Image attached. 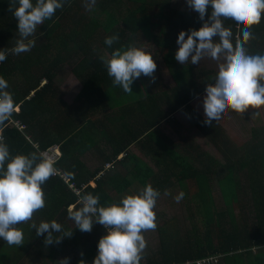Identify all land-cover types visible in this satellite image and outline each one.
<instances>
[{
	"label": "trees",
	"instance_id": "trees-1",
	"mask_svg": "<svg viewBox=\"0 0 264 264\" xmlns=\"http://www.w3.org/2000/svg\"><path fill=\"white\" fill-rule=\"evenodd\" d=\"M117 1L95 0V5L90 8L88 5L91 0H68L62 9L56 10L55 15L50 20H46L38 26L36 43L31 51L20 55L9 53L7 59L0 62V76L8 81V90L13 94L15 104H19V112L13 113L12 117L25 124L23 131L13 127L9 121L0 126V135H3L10 154L12 156L27 155L36 151L37 148L39 151H45L59 141L61 157L56 161L55 168L69 179L68 182H64L58 176H51L42 185L45 207L34 213L31 221L19 224L17 227L32 237L36 236V229L31 228L33 222L38 225L41 221L51 222L57 217L58 223L61 224L64 220L69 219L68 208L73 206L72 209L75 210L81 207L79 197L68 188L69 183H73L76 188L86 185L80 193L99 194L100 205L107 206L117 203L115 200L119 201V199H115V197L130 189L134 182L145 187L147 181L151 180V185L156 189L161 183L162 186L170 184L168 181L171 178L178 185L190 180L197 185L196 196L203 200L212 197L209 184L215 181L223 198L249 193L251 207L257 209V219L247 223L244 221L246 218L241 213L244 222L239 224L228 210L229 206H226L222 212L216 211L215 215L216 218L221 215L222 218L226 219V223L216 222L215 231L208 227L205 233L206 238H203L204 241L212 244L213 235L216 233L218 242L215 243V247L207 246L195 254H171L170 259L167 258V251L166 254H162L164 257L161 259L164 260L161 263L178 264L219 254L224 255L222 261L225 264H264L263 131L256 130L253 141L247 145L244 152H241L217 121H213L211 125L206 124L204 122L205 117L191 106V101L205 90L207 84L214 82L218 66L213 69H207L203 66L193 68L185 65L183 67L181 64L176 65V59L171 57L172 59L167 62V67L174 86L169 89L168 94H166L168 90H165V84L157 71L154 73L158 75L155 77V82H152L150 77L141 75L131 85V94H120L118 91L120 87L113 86L112 78L108 76L107 69L99 57L106 54L110 55L115 48L132 44V33L141 28H143L146 38L149 39L152 26L155 27L156 25L151 14L155 8L154 5L169 7L171 1L131 0L134 5L131 8H126L125 12H121L124 5H114ZM9 3L10 0H0V49L13 47L18 33V20L9 11ZM86 9H88L87 12ZM193 13L196 16L199 15L195 10ZM210 14L211 10L209 9L205 17L210 16ZM102 16L108 19L104 23L100 19ZM65 19L69 24L67 30L62 31L59 27H64L61 22ZM178 22L181 23L182 21L178 20ZM100 23H103L102 26ZM224 25L231 29L233 36L236 34V37L242 38L241 26L236 22L227 19L224 20ZM41 32L43 35L40 34ZM117 33L119 41L111 47L107 46L104 43L105 38ZM153 39L156 40V43L157 40H160L158 36L153 37ZM235 41L233 38L234 45ZM250 43H254V41ZM157 45L160 46L161 43ZM248 50L257 52V46L251 45ZM74 57L79 58L72 72L82 80V89L72 105H65L63 101L62 104L56 103L53 100L54 94H58V91L54 89L55 71L62 62L69 59L73 60ZM91 67H93V72L87 76L83 75ZM38 69L47 81L42 87H39L41 77L29 76L31 75L29 71L35 72ZM155 90H159L161 95L154 92ZM31 91H33L32 95H30ZM144 100L147 102L145 103ZM158 100L166 104V107L169 106L168 113L180 108L191 120L197 130L220 154L223 165L218 167L219 169L211 167L214 159L198 145H191L190 143L188 148L194 150V154L188 159L192 162H199L202 166L199 170L195 169L177 152L178 142L171 141L170 137L166 136L158 126L159 120L168 115L165 113L166 110L164 111L160 107L161 104H154V101L159 102ZM97 104H112V106L109 105L111 109L115 108L113 106L116 104H127L128 107L121 109L122 114L119 112L120 116L115 117L111 114L107 116L102 109L96 110ZM132 104L137 106L140 104V111L143 116H146L149 109L152 108L144 104L157 105L155 112L154 108L151 109L153 116L156 117L157 126L156 122L141 123L136 128L135 123H133L135 116ZM37 114L44 118L42 120L45 130L41 129L39 133L34 132V128L37 129L34 120ZM125 115L128 116L125 118ZM94 117H105L106 119L104 121L99 119L101 120L99 122L96 119L93 120ZM70 118H75L74 123L77 124H70L68 122ZM31 121H35V124L31 125ZM83 122L86 123L83 124ZM51 123L54 130L52 131L53 137L50 138L52 133L48 134L46 126L51 125ZM149 126L152 127L151 131L148 128L147 131L143 129ZM26 135L29 139L26 138ZM84 136H87L88 142L75 143L76 138ZM137 139H140L143 147L147 143L149 148H152V152L154 151L158 155L156 160L154 159V166L158 168V171L143 164L130 152L129 147L135 141L137 142ZM102 142L109 145L108 151L100 148ZM68 149H71L70 153H68ZM90 149L99 154L97 158L101 162L92 171L88 170L78 159L82 152ZM146 151L148 152V150ZM67 154L70 155L69 158L66 157ZM107 164L112 166L107 168ZM67 173H71V175H67ZM91 181L95 183L94 187L90 186ZM235 183H242L243 185L240 184V187L237 188L233 186ZM183 189L181 188L180 192L187 196L186 192L188 191ZM158 190L161 194L167 189ZM209 208L211 207L204 206L208 225L213 220L216 221L213 216L215 211L210 212ZM227 218L230 219V222H227ZM94 224L100 225L99 223ZM225 227L228 228L225 229ZM77 231L80 230L73 227L72 236L68 237L71 239L69 243L82 254L91 250L90 248L98 250V242L106 234V229H103V233L96 232L92 241L76 236ZM187 238L190 241V237ZM164 241L163 236H161L162 245ZM69 243H61V248L69 246ZM162 248H165V244ZM253 248L255 249L254 253ZM237 249L246 253L236 252ZM150 263L156 264L152 261L147 262V264Z\"/></svg>",
	"mask_w": 264,
	"mask_h": 264
},
{
	"label": "clouds",
	"instance_id": "clouds-1",
	"mask_svg": "<svg viewBox=\"0 0 264 264\" xmlns=\"http://www.w3.org/2000/svg\"><path fill=\"white\" fill-rule=\"evenodd\" d=\"M67 2L10 0L9 11L18 20V33L13 47L0 49V62L5 61L9 53L20 55L31 51L36 43L38 26L50 20ZM187 4L204 23L199 29L179 32L175 59L181 64L197 65L206 56L222 61L218 64L214 82L205 88L204 122L211 125L228 110L244 114L250 107L264 106V54H249L245 46L254 38L252 26L261 22L264 0H187ZM94 5L95 0H91L88 6ZM209 9L211 14L205 20ZM227 19L241 26L242 38L236 39L235 45L231 29L224 25ZM118 41L117 33L107 36L104 43L111 47ZM99 58L112 78L113 86L122 88L125 93H132L131 85L141 75L155 82L157 64L153 56L135 44L115 48L110 55ZM8 88V81L0 76V126L9 121L13 113L19 112ZM54 163L53 157L38 148L27 155L12 156L0 135V239L9 246L25 242L24 232L17 225L31 221L34 213L45 207L42 185L56 173ZM77 196L81 207L68 210V217L75 227L82 232H91L94 223H99L107 230L98 242V254L93 264H141L146 248L143 233L156 228L154 208L159 190L147 184L138 194L125 195L119 203L107 206L100 205L99 194L85 192L77 193ZM182 196L183 193L177 196V201ZM31 228L36 229L37 236L47 233L44 237L46 246L72 236V230L64 231L55 220L41 221L38 225L33 222ZM54 233L62 235L54 236ZM60 262L68 264L69 258ZM79 264L86 262L81 259Z\"/></svg>",
	"mask_w": 264,
	"mask_h": 264
},
{
	"label": "crops",
	"instance_id": "crops-1",
	"mask_svg": "<svg viewBox=\"0 0 264 264\" xmlns=\"http://www.w3.org/2000/svg\"><path fill=\"white\" fill-rule=\"evenodd\" d=\"M170 1H171V3H170L171 5L169 7H164L165 12H163V11L160 12L165 17V22H163L159 26L160 27V33H163V34L157 35L156 32H153L154 29L156 30L157 26L156 27L152 26L151 36L149 37V39L146 38L147 40H144V41L148 42V44H150V47H152L153 45L158 47V48H155L156 51H153L152 48H151V51L147 50V53L153 56V59L155 60V62H156V60H159L160 57H161L160 59H164L168 55L169 52H172V51H168L171 46H173V45L177 46L176 41H177L178 34L181 30H184L187 33L188 30H190V29H193V28L199 29L202 26V24L204 23V21H202L199 18V15L196 16V14L193 13L194 10L191 9L190 7H188L187 0H170ZM207 18L208 17H205V20H207ZM178 20H181L182 22L179 23ZM251 31L253 33L254 38L249 40L245 46H246L247 50H248V47L251 45L257 46V52H251L248 50L249 54H264V14H262L261 22L257 25H253L251 28ZM153 33L155 35H153ZM144 34L145 33H144L143 28L133 32L132 33L133 38H132L131 43L135 44L136 46H139V44H142L141 43V41H142L141 37H143ZM155 36H158L160 38V40L162 41L160 46H158L157 43L155 42L156 40L153 39V37H155ZM233 38H235V40L238 39V37H236V34L233 36ZM215 39L218 41V38H215ZM251 41H254V43H250ZM139 47H141V46H139ZM171 57L175 58V55H173ZM78 58L79 57H74L73 60L69 59L67 64H64L63 66L58 67L57 70L55 71V76H54V86L55 87H54V89H56L58 91V94H56V95L54 94V98H53L54 102H56V103L59 102L62 104V101H63L65 103V105H72L73 101L76 100L75 99L76 96L81 91L82 86H83L82 80L79 79L77 76H75L72 72V69L75 67V65L78 62ZM172 58H170V59H172ZM206 61H208V60L204 57L200 62L205 63ZM213 62H215V61H213ZM70 64H74L71 68L70 73L74 76L79 87H77V89H74V87L72 88V86H71L70 90H68V88H64V91H61L60 89H58V85H57L55 79L58 78L59 70L62 68H68ZM186 66L188 67V64H186ZM201 67H202V65H201ZM86 70H87V68L85 69V71ZM156 71L158 72V70H156ZM91 72H93V67H91L88 71L84 72L83 75L87 76V74H89ZM29 73L31 74L29 76H37V77L42 78V80L39 84V87H42L44 84H46L47 81L44 79V76L41 74L40 69H38L35 72L29 71ZM154 76L156 77L158 75L154 74ZM149 88H150V85H149ZM118 91L120 94L125 93L122 88H120V90L118 89ZM72 92H74V95H71ZM154 92H156V90ZM32 94H33V91L30 92V95H32ZM205 94L206 93L204 90L201 94L196 96L191 101V106L203 117H205L203 105H192V103L194 101H196L198 98H200V99L202 98V100H203V97ZM118 98L120 99V97H118ZM146 102L147 101H145V103ZM156 103L160 104L159 102L154 101V104H156ZM16 105H17V108L19 109V104H16ZM109 105H112V104H97L96 110L102 109L103 113L104 114L106 113V115L108 116V114H111L110 109H109L111 107ZM144 105L154 108V112H155V109L157 108V105H149V104H144ZM132 106L134 107L133 114L135 116L133 118V120H134L133 123H135L136 128L141 123L149 124V123L156 122V117L153 116L152 111H151L152 108L149 109L146 116H143L142 112L140 111V109H141L140 104L138 106L135 104H132ZM113 107H116L117 109L118 108L119 109H126L128 106H127V104H116ZM263 108H264V106L260 107V109H263ZM228 111L225 114H228L229 116H231L232 114H234V115L239 114L233 110H228ZM249 111H254V110H252V108H249ZM263 112H264V109H263ZM179 113L183 116L184 119H187L188 122L191 121L190 119H188L186 117V115L182 112V110L180 108H179ZM36 116L37 117L34 120L36 121L37 129L34 128V132L39 133V132H41V129H44L43 128L44 121L42 120L44 118L39 114H37ZM115 117H117V116H115ZM14 119H17V118H14ZM72 119H73V121H72ZM74 119L75 118H70L68 120V122L70 124H77L76 122L74 123ZM95 119L100 122L101 120H99V119H102L104 121L106 118L105 117H103V118H95L94 117L93 120H95ZM17 120H19V119H17ZM35 121H31L30 122L31 125L35 124ZM83 121H85V120H83ZM164 122L162 123L161 127L163 125H166V128H167V126L169 127V124H171V125L176 124L175 122L169 121V120L164 121ZM217 122L219 124L221 123L220 120ZM20 123L25 126V124L23 122L20 121ZM84 123H86V122H83V124ZM159 124H158V126L160 128ZM38 126L41 128H39ZM156 126H157V122H156ZM147 128L149 131L152 130V127H150V126L145 127L143 129H145L147 131ZM193 128L196 130V134H195V138L192 136L193 142H191V145L195 144V145L200 146V144L197 142V137H201L204 142H208L207 139L197 130V128L194 125H193ZM262 129H263L262 133H264V124H262ZM53 130L54 129L52 127V123H51V125L48 124V126H46V131L48 132V134L52 133ZM84 131L87 132L88 130H84ZM255 131L253 132V135L255 134ZM164 132H165V129H163V133ZM88 133H91V132L88 131ZM49 137L50 138L53 137V133ZM26 138L29 139V137L27 135H26ZM254 138L255 137L252 138V141ZM170 139H171V141H173V138L171 136H170ZM179 139H180L181 144H183V143L184 144L182 145L181 151H177V152L183 158H185L188 163L193 165L195 169H198V170L201 169L202 166L199 164V162H192V161H190V159H188V158H190L191 155L194 154V150L188 148V147H190V141L187 142V141H185L184 138H179ZM75 141H76L75 143L80 142V141L88 142L89 139H87V136H84V137L76 138ZM85 142H82V143H85ZM175 142H177V141H175ZM59 143L60 142L57 141L56 144H52L51 147H54L60 153V157H61V148H60L61 144H59ZM145 144L143 147V144H142V142H140V139H137V142L135 141L129 147V150L143 164L147 165L149 168H153L154 170L158 171V168L156 166H154V162H155L154 159L156 160L158 155H156V152H154V151L152 152V148L151 147L149 148V145L147 143H145ZM70 147L72 148V145H70ZM100 148L108 151V149L110 147L108 144L106 145L105 143L102 142L100 145ZM70 150L71 149H68V153H70L69 152ZM146 150H148V152ZM202 150L205 151L203 148H202ZM215 152L218 154L217 156L211 155L210 153H207V152L206 153L214 159V163L211 167L218 168V167H221L223 165V161L221 160L220 154L216 150H215ZM75 154H77V153H75ZM81 154L82 155L78 156V159L87 167L88 170H90V171L93 170V169H90V167H89V163H91L92 161H93V163H94V161H97V162H99V164H101V162L99 161V158H97V155H99V154L94 152V150H92V149L86 150L85 152H82ZM66 157L69 158L70 155L67 154ZM168 183H170V184H168V185L165 184L163 186L161 183V185H159V187H157L156 189H167V190H169L170 188H175V190H179V194L183 193V192H180L181 188H184L183 190H186V191L195 190V189L197 190L196 183L192 182L190 180L182 182L180 185H178L171 178V180H169ZM89 184L92 187L95 186V183L93 181H91ZM240 184L243 185L242 183H240ZM240 184L235 183V184H233V186L238 188V187H240ZM233 186L231 185V187H233ZM138 187L142 188V189L144 188L142 185H139L136 182H134V183H132L131 189L134 188L135 190H137ZM209 188L211 189L212 197L207 198V199H203V200H201L197 196H191L190 192H186L187 196H184L185 193H183L182 198L179 199L180 205L184 211L183 216H181L179 218H173V216H171V218H165V215L163 213H159V215H156V228L154 230H149V231L143 233L144 237H146L147 235L150 237L151 242H149V243L146 242V248L142 253L141 264H147L148 261H152L153 263H156V264H162L161 262L164 259H161V258H163L164 256H162V254L159 256V254H158L159 251L161 250L160 248H162V244L158 240V237L160 238L161 236H163L161 232H165L164 228H168L170 226V225H168V222H170V221L174 222V226H175V239L164 241V243H168L165 245V248L168 249L167 258L170 259L171 254H175V253L176 254H185V255L190 254V253L195 254L198 251H200L201 249L206 248L207 246H210V245H211V247L216 246L215 243L218 242L217 241L218 238L216 237V233H214V235H213V239H212L213 245L209 244L207 241H204V239H203V238H206L205 233L207 231L208 226L211 229L213 228V231H215V229H216L215 223L216 222L226 223V219L222 218L221 215H219L218 218L215 217L216 211L222 212V209L224 207L229 206L228 210L230 211V213L233 214V216L235 217V220H237V218H236V216H237L236 212L238 209L237 207H241V206L246 205V200H248L249 204L252 205L249 193H245V195L239 194L237 197L223 198V197H221V194H220V188L218 187V184L215 181H212L209 184ZM164 192L165 191L161 192V194ZM175 200H177V199H175ZM252 201H254V200H252ZM174 204H175V202L171 203V205H174ZM204 206L211 207V208H209L210 212L215 211L213 216L216 219V221L213 220L211 222V224L208 226L206 225L207 220H206V216H205ZM69 208H73V206H70ZM69 208H68V210H69ZM226 217H227V215H226ZM53 220L59 222V220H57V217H55ZM159 220H162V222L164 223V224L160 225V228H159V224L157 223ZM228 221L230 222V219L227 218V222ZM71 222L74 223L72 220H71ZM100 226L101 225L97 226L96 224H94L91 232L77 231L75 234H76V236H81V237L86 238V240L91 239L93 241L94 237H95L94 234L96 232H102V233L104 232L103 229H105V228L103 226H101L103 228L102 229ZM163 226H164V228H161ZM191 231H193V233L195 235H199L201 237L195 236L196 237L195 240H197V241H195V240L194 241H188V238H186V236L190 235ZM46 235H47V233H45L44 235H41V236L36 235V236L31 237L30 235H27V233L24 232L25 242L19 246H9L6 241H4L3 239H0V264H58L57 263V261H58L57 260V258H58L57 253L60 252V249H61L60 243L61 242L60 243L54 242L53 244L46 246L45 242H44V237ZM53 235L59 236L60 233H54ZM175 244L177 245V247L173 246ZM90 249H91V250H89V252H91L90 254H88V255L87 254H83V255L80 254V256L78 258H76L74 261H72L71 264H77V262L81 259L87 261V264H93V260L97 255V252H96L97 249L96 250L94 248L93 249L90 248ZM158 249H160V250H158ZM252 251L254 253L255 249L253 248ZM236 252L246 253L245 251L243 252V250H240V249H237ZM48 260H50V261L48 262ZM178 264H181V263H178ZM219 264H225V263L221 260Z\"/></svg>",
	"mask_w": 264,
	"mask_h": 264
},
{
	"label": "rangeland",
	"instance_id": "rangeland-1",
	"mask_svg": "<svg viewBox=\"0 0 264 264\" xmlns=\"http://www.w3.org/2000/svg\"><path fill=\"white\" fill-rule=\"evenodd\" d=\"M114 5H124L122 7V11L121 12H125L126 8H131L134 5V2H132L131 0H118ZM155 8L153 9V11H151L154 23L156 24L155 27L157 26L156 30L154 29L153 32H156L157 35L158 34H163L160 33V25L165 22V17L163 15H160V12L163 11L165 12L164 7L160 6L159 4L154 5ZM95 9H97V7H95ZM88 11V9H86V12ZM91 15V14H90ZM92 16V15H91ZM97 16H101V15H97ZM100 19H102L103 23L106 22L108 19L104 18L103 16L100 17ZM103 23H100V25L102 26ZM61 24L64 27H59L62 31H66L67 29V25L69 24L68 22L65 21L61 22ZM152 33H150L151 36ZM153 35H155L153 33ZM142 44H139V46H141L143 49L150 50L151 48L153 51H156L155 48H158L156 46H152L150 47V44H148V42L144 41L147 40L145 34L143 35ZM162 41L161 40H157V44H160ZM177 46H171L169 48L168 51H172L169 52L168 55L164 58V59H160L156 60V64H157V70H158V74L161 77V79L163 80L164 84H165V90H168L166 92V94L169 93V89H171L174 84L172 81V78L170 76V72L168 69V65L167 62H169L171 59V56L175 55V52L177 51L179 45L176 44ZM138 46V47H139ZM159 51V50H158ZM158 53V52H157ZM107 55V54H106ZM208 61H206L205 63L200 62L198 65L197 64H192L191 62L188 63V66L193 67V68H197L198 66L201 67L204 66L207 69H213L215 68V66H218L217 64H219L222 61H215L212 60L209 57H205ZM69 60H66L64 62L61 63V66H63L64 64H67ZM215 61V62H213ZM181 63H179L178 61H176V65H179ZM74 64H70L68 68H62L59 70L58 72V78H56V83L58 85V89H60L61 91H64V88H68V90H70L71 86L72 88L74 87V89H77V87H79V85L77 84L74 76L70 73L71 68ZM183 67H185L186 64H181ZM158 92V95H161V93L159 92V90H156V93ZM165 94V95H166ZM71 95H74V92H72ZM126 98H129V96H126ZM159 101V100H158ZM159 103L161 104L160 107L163 108V110L165 111L166 114H168L166 117H164L163 119L159 120V125H160V129L163 132V129H165L164 134L168 137H172L173 141H177L178 145H177V151H181L182 149V145L180 142L179 138H184L185 141H191L193 142L192 136L195 138V134H196V130L193 128V123L190 121L188 122L187 119H184L183 116L179 113V109L168 113V109L169 106H165L166 104L162 103L161 101H159ZM192 105H203V100L202 98H198L196 101H194L192 103ZM112 106V105H111ZM251 108V107H250ZM110 109L111 112V116H120V113L122 114V110L121 109H117L116 107ZM264 109V108H263ZM263 109L260 108H252V110L254 111H249V109L244 113V114H238V115H234L232 114L231 116H229L228 114H223L222 118L220 119L221 121V125L222 127L225 129V131L227 132V134L229 135V137L232 139V142L239 148V150L241 152L245 151V148L247 147L248 144H250L252 142V138H253V132L255 130H263L262 129V124H264V112ZM120 112V113H119ZM229 112V111H228ZM230 113V112H229ZM127 115H125L126 117ZM173 121L176 124L175 125H171L169 124V127L166 125H162V123L164 121ZM165 123V122H164ZM169 123V122H168ZM24 128H22L23 131ZM259 135V134H258ZM197 142L200 144V146L207 152L210 153L211 155L217 156L218 154L215 152V150L213 149L212 145L209 142H204L203 139L201 137H197ZM52 148L54 147H50L49 149L45 150V151H40V152H51L50 150H52ZM238 158V157H237ZM92 161V160H91ZM99 162L97 161H93L91 163H89V167L90 169H94L95 167L99 166ZM55 167V164H54ZM56 169V168H55ZM130 178V177H129ZM131 179V178H130ZM147 184H151V180L147 181ZM192 184V183H191ZM135 188V187H134ZM134 188H130L127 191H125L123 194H120L118 197H115V199H119V201L121 200L122 197H124L125 195L128 194H138L142 188H139L137 190H135ZM190 192L191 196H196V189L195 190H190L188 191ZM179 190H175V188H170L169 190L165 191L164 193H162L159 198L157 199L156 202V206L154 208V211L156 212V215H159V213H163L165 215V218H171V216H173V218H179L181 216L184 215V211L183 208L180 205V202L175 200L177 196H179ZM117 203H119V201L115 200ZM172 202H175L174 205H171ZM237 212H236V218H237V223H241L244 221H247V223H251L252 221L256 220V208L251 207V205L249 204L248 200H246V205L241 206V207H237ZM241 213H243L244 217L246 219H244L243 221V215L242 217L240 216ZM159 224V228L160 225L164 224L162 222V220H159L157 222ZM63 230L64 231H69L72 230L73 231V227H75V224L71 222V219H66L61 223ZM168 225H170L168 228H164L165 232H161L163 235V240H173L175 238V226H174V222H168ZM206 225L208 226V223L206 222ZM236 225V224H235ZM209 227V226H208ZM228 227H225V229H227ZM60 235H62V233H60ZM201 237L199 235H195L194 233L186 236L190 237V241H194L196 237ZM71 239L68 237H63L61 239V243L64 242V244H68L69 241ZM145 240L147 243L151 242L150 237L147 235L145 237ZM158 240L160 241V238L158 237ZM182 240V239H181ZM180 240V241H181ZM183 242V241H182ZM60 243V244H61ZM165 245L168 243H164ZM164 244L162 245V247H164ZM174 247H177V245H173ZM161 249V248H160ZM158 249V250H160ZM168 251V249L162 248L159 251V256L161 254H166ZM91 252L87 251L85 254H90ZM80 252L72 245L69 243V246H64L60 249V252L57 253V263L61 264L60 260H62L65 257L69 258V262L68 264H71L72 261H74L76 258H78L80 256ZM164 256V255H163ZM224 257V255H223ZM222 257V258H223ZM222 258L219 260L218 264L220 263V261L222 260ZM50 260H48L49 262ZM85 261V260H84ZM80 260L77 262V264H79ZM87 264V261H85Z\"/></svg>",
	"mask_w": 264,
	"mask_h": 264
},
{
	"label": "built area",
	"instance_id": "built-area-1",
	"mask_svg": "<svg viewBox=\"0 0 264 264\" xmlns=\"http://www.w3.org/2000/svg\"><path fill=\"white\" fill-rule=\"evenodd\" d=\"M9 123L12 124L13 126L17 127L19 130H22V128H24L25 126L22 125L20 123L19 120L14 119L13 117L9 120ZM51 152H45L47 155L51 156L54 158V161L56 163V161L59 160L60 158V153L55 149L52 148V150H50ZM54 163V164H55ZM112 165L111 164H107V168H110ZM55 176H58L59 178H61L64 182H68V178L64 175V173H62L61 171L56 169V173L54 174ZM86 187V185H82L80 188H76L75 185L73 183H69L68 184V188L77 196V193H80L81 190H83ZM102 226V225H101ZM223 257V255H215V256H208V257H204L201 259H196V260H188L185 261L181 264H218L219 260Z\"/></svg>",
	"mask_w": 264,
	"mask_h": 264
}]
</instances>
